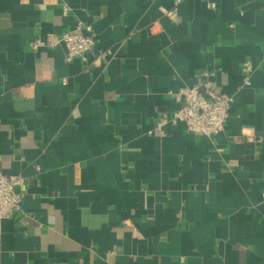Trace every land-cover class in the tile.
Segmentation results:
<instances>
[{
    "label": "crops",
    "instance_id": "obj_1",
    "mask_svg": "<svg viewBox=\"0 0 264 264\" xmlns=\"http://www.w3.org/2000/svg\"><path fill=\"white\" fill-rule=\"evenodd\" d=\"M79 21L87 61L31 46ZM206 80L232 95L213 136L167 120L171 92ZM16 171L0 264H264V0H0V173Z\"/></svg>",
    "mask_w": 264,
    "mask_h": 264
},
{
    "label": "built area",
    "instance_id": "obj_2",
    "mask_svg": "<svg viewBox=\"0 0 264 264\" xmlns=\"http://www.w3.org/2000/svg\"><path fill=\"white\" fill-rule=\"evenodd\" d=\"M95 30L91 24L79 21L75 28L65 29L59 33H48L46 37H35L31 40L33 48L47 45L50 47H64L67 61L78 57L88 60L87 54L93 50ZM253 66L246 60L242 66L244 72L243 83L249 82V72ZM7 83L13 84V77L8 74ZM203 90L196 85L186 87L178 92H171L179 102V107L167 118L170 121H182L187 129L197 135L213 136L223 130L228 117V109L232 95L219 91L214 83L206 80ZM165 120L157 123L162 131ZM25 176L16 171L11 174L0 173V223L2 219L15 216L21 208L24 199L22 185Z\"/></svg>",
    "mask_w": 264,
    "mask_h": 264
}]
</instances>
